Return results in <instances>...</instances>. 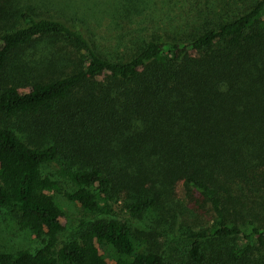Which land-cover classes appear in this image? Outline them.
<instances>
[{
	"label": "trees",
	"instance_id": "16d2710c",
	"mask_svg": "<svg viewBox=\"0 0 264 264\" xmlns=\"http://www.w3.org/2000/svg\"><path fill=\"white\" fill-rule=\"evenodd\" d=\"M6 1L0 208L40 247L0 250V264H172L132 219L182 216L178 181L209 221L179 232V264H264V0H110L112 22L132 25L111 49ZM34 71L43 85L25 88ZM43 163L95 216L76 239L58 240L60 186Z\"/></svg>",
	"mask_w": 264,
	"mask_h": 264
},
{
	"label": "rangeland",
	"instance_id": "374dc122",
	"mask_svg": "<svg viewBox=\"0 0 264 264\" xmlns=\"http://www.w3.org/2000/svg\"><path fill=\"white\" fill-rule=\"evenodd\" d=\"M17 2H19L18 5H16ZM4 3L8 4V8H10L8 1L4 0ZM12 5L14 7H30L31 10L28 9L27 11L32 12L34 17H55L70 24H77L84 29H90L96 34L102 45L109 49L115 46L117 39H119L118 36L132 26L126 20L112 22L111 15L108 12L110 0H17ZM158 6H160V3L155 4L156 8ZM96 7H100L98 13L94 9ZM77 9L80 11L77 12ZM81 14L90 16L88 17L89 19L96 17L97 20L92 18L93 21L89 20L91 23L85 25L81 21L84 19V15ZM80 17L83 19H80ZM14 25L19 27L20 25L23 26V23L16 20ZM90 25L92 26L89 27ZM122 35H126V33ZM38 49H41V45H37L34 52H38ZM36 55L39 54L36 53ZM34 73L35 71L29 73V76L22 78L19 83L24 85L25 88L42 86V80L39 77H33ZM56 168L57 164L55 163H43L40 166L42 174L49 175L60 186V190L52 192V197L63 215V229L58 234L59 242H63L76 239L88 222L92 221L95 216L84 213L78 206L67 199L64 195L65 192L72 191L74 186L68 179L59 176ZM175 191L176 199L188 206L186 209L183 205L184 209H181L182 216H176V219L166 216L162 219L155 212H150L141 220L132 219V224L135 226L144 223L151 225L155 234L152 240L149 241L152 248L163 252L167 262L179 264L182 259L181 252L185 245V242L179 237V232L182 229H197L198 227L207 226L209 221L208 217L201 215L197 209L192 207V204H189L190 200L184 194L181 181L177 182ZM25 247L35 249L40 246L38 240L31 233L20 230L17 227L13 215L8 210L0 208V250L12 252Z\"/></svg>",
	"mask_w": 264,
	"mask_h": 264
}]
</instances>
